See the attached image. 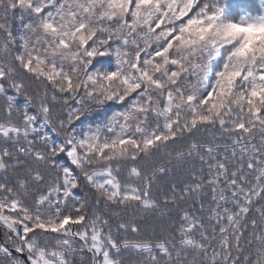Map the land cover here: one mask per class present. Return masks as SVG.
I'll return each instance as SVG.
<instances>
[{
	"label": "snow or ice",
	"instance_id": "1",
	"mask_svg": "<svg viewBox=\"0 0 264 264\" xmlns=\"http://www.w3.org/2000/svg\"><path fill=\"white\" fill-rule=\"evenodd\" d=\"M0 233V264H264V0H0Z\"/></svg>",
	"mask_w": 264,
	"mask_h": 264
},
{
	"label": "trees",
	"instance_id": "2",
	"mask_svg": "<svg viewBox=\"0 0 264 264\" xmlns=\"http://www.w3.org/2000/svg\"><path fill=\"white\" fill-rule=\"evenodd\" d=\"M49 131H50V130H49ZM0 235H1L2 239H3V235H2V233H0Z\"/></svg>",
	"mask_w": 264,
	"mask_h": 264
},
{
	"label": "water",
	"instance_id": "3",
	"mask_svg": "<svg viewBox=\"0 0 264 264\" xmlns=\"http://www.w3.org/2000/svg\"><path fill=\"white\" fill-rule=\"evenodd\" d=\"M3 239H2V237H1V235H0V241H2Z\"/></svg>",
	"mask_w": 264,
	"mask_h": 264
}]
</instances>
